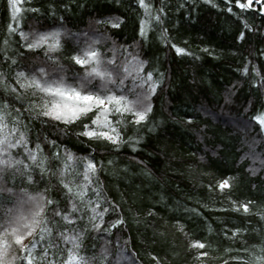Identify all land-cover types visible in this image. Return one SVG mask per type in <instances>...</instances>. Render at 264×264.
Listing matches in <instances>:
<instances>
[{"label": "trees", "instance_id": "obj_1", "mask_svg": "<svg viewBox=\"0 0 264 264\" xmlns=\"http://www.w3.org/2000/svg\"><path fill=\"white\" fill-rule=\"evenodd\" d=\"M145 4L147 10L139 0H21L14 13L10 0H0V108L7 103L11 113L0 138L15 128L9 139H24L0 154L22 162L0 182L14 193H0V223L30 219L36 201L45 205V223L24 240L29 248L38 241L35 264L67 258L73 244L61 233L79 237L87 264H264V127L254 119L264 113V0L247 8L237 0ZM52 32L60 33L55 50L27 47ZM89 49L100 63L77 64L73 57ZM92 68L112 72L116 83L88 77ZM21 72L20 83L35 76L80 88L88 81L85 91L139 97L136 110L151 111L139 124L131 113H109L116 143L89 138L81 135L85 124L111 131L103 117L92 124L95 109L72 123L44 116L49 97L21 88ZM225 179L231 187L221 191ZM197 242L206 247H191ZM27 254L13 243L7 259L27 264L19 259Z\"/></svg>", "mask_w": 264, "mask_h": 264}, {"label": "snow or ice", "instance_id": "obj_2", "mask_svg": "<svg viewBox=\"0 0 264 264\" xmlns=\"http://www.w3.org/2000/svg\"><path fill=\"white\" fill-rule=\"evenodd\" d=\"M21 2V0H10V3L14 7V13L20 12V8L16 7V4ZM253 0H248L246 4H239V0L237 3L241 8L250 7ZM257 3H260L261 0H256ZM139 3L146 10L148 9V5L145 4V0H139ZM31 11H38L37 9H31ZM15 18V16H14ZM159 20V17H156ZM143 23V22H142ZM113 27H119V24H113ZM9 30L15 32L16 29L12 28L9 25ZM22 39L28 40V34L21 32L20 33ZM141 35H144V29L141 28ZM51 42V43H49ZM44 45H48L50 49L55 50L60 46V33L52 32V33H39L37 34L32 42L27 44L29 49H37L41 48ZM177 53H183L184 49L177 48ZM74 61L81 65L87 66L92 63L99 64L100 63V54L97 51H93L91 49L85 51L82 56L73 57ZM15 63V61H13ZM109 63L114 64V61H110ZM42 78L47 77L48 73L41 68L40 70ZM124 72L127 73L128 69L125 68ZM2 75V74H0ZM88 77L96 78L99 77L101 80L107 79L108 82L115 84L116 79L113 77L112 72H101L97 68H92L90 72L86 74ZM25 77L23 72L17 74V83L21 88L29 87L35 88L42 93H45L49 99L45 100L42 107L41 114L44 116L51 117L55 120H63L65 123H72L76 120H79L81 117L87 116L94 109L97 111L96 119L92 120L93 125L101 124V117H103V125L104 127L111 128L110 121H108V114L111 112H116L120 114L131 113L136 117L135 123L139 124L142 121L146 120L147 114L151 111V107H144L142 110H136L137 107L143 104V100L139 97L135 101L127 100L125 96H116V95H99L93 92L85 91V86L88 81L85 82V85H82L80 88L70 87L60 81H49L47 79H37L35 76L30 80L26 79V83H20V78ZM148 79L151 80V73L148 74ZM2 83V82H0ZM123 84V80L120 81ZM14 92L15 89H12ZM154 91V88H153ZM111 106V107H110ZM8 105L5 103L2 108H0V132H4L7 129L8 125L5 123L7 117L11 115V113L7 112ZM254 119L257 120L262 127H264V113H260ZM85 131L81 133V135L87 136L89 138L94 139H106L112 141L113 143L118 142L119 135H113L115 133V129L111 128V131H98L94 129H90L89 125H84ZM18 129L13 128L11 132L5 133L2 138H0V154L8 153V150L11 148H16L21 143H24L23 133H21V138L16 140L13 143L9 136L12 133H15ZM29 158L36 162L37 157L35 154L29 152ZM71 159V157H69ZM22 163L21 161H15V164L11 159H0V165H4V168H0V182H3L5 185L7 184L6 173L9 169L13 168L15 165ZM44 161L40 162V166L43 167ZM88 170L94 171L95 165L92 163L88 164ZM87 178V177H86ZM31 180V177H29ZM67 187V185H65ZM218 187L221 191L225 189H229L231 187L229 180L225 179L219 183ZM69 191L71 189L69 188ZM0 193H8L10 195L12 190L8 187L0 188ZM34 198L29 197V201H33ZM48 204H53L54 202L49 200ZM245 212L249 210L248 205L241 206ZM76 205H73L72 211L75 212ZM239 210V209H237ZM8 213H12V209L7 210ZM45 212V205L39 201H36L34 204V211L31 213V218L25 216L19 217H11L9 216L3 223H0V264H14L13 260H8L7 257L9 255V249L12 247V244L19 245L22 251H26L28 254L24 257H19V259H23L27 262V264H35L36 257L33 255V251L36 248L38 241L33 240L31 242V248L28 245L24 244V240L27 237H31L36 232V229L40 227L41 224L45 223L43 217V213ZM54 216H60L61 212L54 210ZM62 219L68 220V223H73L72 220L68 219L67 215L61 217ZM15 224V226H12ZM47 232L49 236H51L50 229H41V233ZM61 238L65 242H69L73 244V248L68 250L67 258L61 262V264H87L84 257L79 256L78 249L80 245L77 243L79 237L78 236H67L63 233L60 234ZM11 237V241L9 240ZM44 239V235H40V240ZM51 246V245H50ZM193 248L204 249L206 245L204 243H194L191 245ZM47 249H44L42 255L40 257L41 260L47 257ZM202 256H206V252L201 253ZM261 261H264V257H260ZM48 264H55L53 261H48Z\"/></svg>", "mask_w": 264, "mask_h": 264}, {"label": "rangeland", "instance_id": "obj_3", "mask_svg": "<svg viewBox=\"0 0 264 264\" xmlns=\"http://www.w3.org/2000/svg\"><path fill=\"white\" fill-rule=\"evenodd\" d=\"M48 98V97H47ZM49 99V98H48ZM111 107V106H110Z\"/></svg>", "mask_w": 264, "mask_h": 264}]
</instances>
